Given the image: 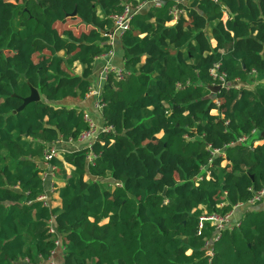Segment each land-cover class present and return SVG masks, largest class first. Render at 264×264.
I'll list each match as a JSON object with an SVG mask.
<instances>
[{
    "label": "trees",
    "instance_id": "1",
    "mask_svg": "<svg viewBox=\"0 0 264 264\" xmlns=\"http://www.w3.org/2000/svg\"><path fill=\"white\" fill-rule=\"evenodd\" d=\"M144 1L0 0V264H47L56 238L64 264H209L215 227L200 217L264 188V0H163L121 37L93 162L60 152L51 204L39 200L47 148L88 128L68 101L90 91L111 17ZM261 202L222 230L214 264H264Z\"/></svg>",
    "mask_w": 264,
    "mask_h": 264
},
{
    "label": "built area",
    "instance_id": "2",
    "mask_svg": "<svg viewBox=\"0 0 264 264\" xmlns=\"http://www.w3.org/2000/svg\"><path fill=\"white\" fill-rule=\"evenodd\" d=\"M218 1V0H214ZM163 0H151L150 2L144 1L139 3L137 6L133 7L131 5H127L120 15H113L111 18L114 22V27L112 31L105 33L106 36L109 38V44L111 48L100 55L97 58H102L105 63L102 67V74H104L105 79H107V76L110 72L115 73L117 79L123 78V69L115 68L111 60L115 55V48L114 44L117 39H121L122 35L124 34L125 30L128 29L130 25V21L134 14L138 13L140 10H142L147 4L153 3L155 6L160 7L162 5ZM176 13V12H175ZM177 18V16L175 17ZM216 76V75H215ZM220 80L222 81V86H226L227 82L225 81L224 77H221ZM94 96L96 98L95 101V107L97 109L102 110L103 108V102H102V87H91L90 91L87 93L86 96ZM85 120L88 122V128L83 131V133L80 135V137L77 139V142H82L86 144V148L89 149V159L91 162H93V159L96 157V154L92 153V148L96 140L99 138V134L103 131H107V127L99 128L96 123L93 121V119L84 112ZM248 136H242L238 139L239 142H247ZM61 151L57 147V144L51 145L47 148V150L44 153V160L42 163V171L40 173L41 178L44 183H46L49 179H51L52 183V190L54 189V182L56 180L55 177V166L52 164V159L54 157H58L59 153ZM222 153L221 150H215L214 154H220ZM208 177V176H207ZM200 179H203V176H200ZM264 197V188L256 192L253 198H251L246 204L245 203H238L236 204L231 211H229L226 214H219V213H205L203 216L200 217V229L203 228L204 222H210L215 227V235L211 238L206 239L205 241V248H206V255L208 256L209 264L213 263V258L215 255L214 251V244L216 241H218L221 238V232L227 227H234V226H240L241 221L240 219L235 218V213L238 208L246 207V206H253L254 204L261 202ZM39 200L44 201L45 205H50L51 200L49 198V195L47 192H44L39 197ZM49 224V230L51 233H56V229L54 227V218H51L48 222ZM201 233V231H200ZM55 243L57 247L53 249L50 253V255L47 257V264H58L57 262V253L58 250H61L62 252L65 251V246L62 245V242L60 239H55Z\"/></svg>",
    "mask_w": 264,
    "mask_h": 264
},
{
    "label": "crops",
    "instance_id": "3",
    "mask_svg": "<svg viewBox=\"0 0 264 264\" xmlns=\"http://www.w3.org/2000/svg\"><path fill=\"white\" fill-rule=\"evenodd\" d=\"M228 18V13L225 12L224 13V20H226ZM114 48H115V55L111 60L112 65L115 68L118 69H124V59H123V49H122V44H121V39H117L115 41L114 44ZM105 61L102 58H96L95 62H94V69H93V74H92V86L93 87H102L106 81L104 74H102V67L104 66ZM257 79V78H256ZM259 80V79H257ZM264 80V79H263ZM257 82V81H256ZM250 83L251 87L254 86V84L256 83ZM95 101L96 98L92 95H88L86 96L85 99L83 100H70L68 101V103L71 106H76V107H81L84 112H86L92 119L93 121L96 123V125L99 128H103L104 125V118H103V113L102 110L97 109L95 107ZM264 136V133H258V136ZM262 141V140H259ZM86 144L82 143V142H77V141H60L57 144V147L59 148V150L62 151H70V150H77L78 148H83L85 147ZM45 190L49 195V198H51V194L53 192L52 190V183H51V179H49L46 183H45ZM262 206H264V197L262 199L261 202ZM54 205H56V202L54 201ZM244 207L242 208H238L236 210L235 213V218L236 219H240L243 213ZM57 257V262L58 264H64V260H63V252L61 250H58V253L56 255Z\"/></svg>",
    "mask_w": 264,
    "mask_h": 264
},
{
    "label": "water",
    "instance_id": "4",
    "mask_svg": "<svg viewBox=\"0 0 264 264\" xmlns=\"http://www.w3.org/2000/svg\"><path fill=\"white\" fill-rule=\"evenodd\" d=\"M75 14H76V11L73 13V15H75ZM236 84H246V83L245 82L243 83V82L240 81V82H236ZM220 88L221 87L219 85L218 86H213L212 90L216 92ZM40 99H41V97H40V94H39L38 90L33 88L30 96L25 98L24 104H23V106L21 108H24L28 103H31L33 101H39Z\"/></svg>",
    "mask_w": 264,
    "mask_h": 264
},
{
    "label": "rangeland",
    "instance_id": "5",
    "mask_svg": "<svg viewBox=\"0 0 264 264\" xmlns=\"http://www.w3.org/2000/svg\"><path fill=\"white\" fill-rule=\"evenodd\" d=\"M63 24H66V25H69V26H75L76 28H79V26L77 25V23L76 22H72V21H66V22H64V23H62V24H60V28H61V26L63 25Z\"/></svg>",
    "mask_w": 264,
    "mask_h": 264
}]
</instances>
